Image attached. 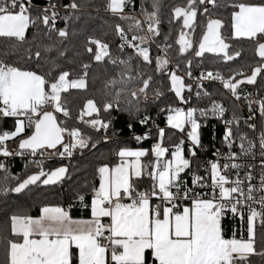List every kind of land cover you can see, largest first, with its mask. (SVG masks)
<instances>
[{
  "label": "snow or ice",
  "instance_id": "1",
  "mask_svg": "<svg viewBox=\"0 0 264 264\" xmlns=\"http://www.w3.org/2000/svg\"><path fill=\"white\" fill-rule=\"evenodd\" d=\"M131 0H107L105 10L121 19H132L133 25L129 31H144L145 35L133 34L128 38L125 30L117 24L115 32L120 38V52L131 48L136 57L149 65L155 64L156 70L164 74V69L170 63L164 57L150 56L148 44L159 32L160 0H148L152 11L145 10V20L139 21L124 14V8ZM220 7L218 0H185L183 5L176 4L172 8L173 20H182L183 27L195 32L198 13L207 15L208 7ZM231 35L225 37L222 29L225 24L221 19L208 18L206 31L194 48L193 41L186 39V33L181 32L177 43L181 54L189 49L194 50L196 57L205 53L221 55L225 61H232L240 52L230 53L229 39H247L255 45L259 64L250 75L239 72L236 76L225 79L219 73L215 75L208 71L202 74V80H219L223 88L229 90L239 99L238 89L244 83L256 84L257 77L264 73V0H240L231 3ZM80 5L77 0L58 6L54 0H49L46 7L39 9L35 15L32 0H0V40L11 42L8 48L0 51V118H13L14 130L0 132V156L30 155L61 158L71 157L74 150L95 148L92 142L79 128L61 126L55 113L71 118L68 100L62 96L70 89L86 90L90 65H82L83 73L69 79L71 72L63 70L53 74L57 67L55 61L46 59L54 49L39 42V25L47 32L56 31L63 38L68 35L65 29H56V21L60 18L61 8L69 11L77 10ZM71 17L65 15L67 22ZM146 24V29L143 25ZM30 27H37V34L32 41L27 40L26 33ZM151 34L149 36L148 34ZM95 46V47H93ZM109 44L96 38H89L86 51L93 55L96 62H105L114 66H123L119 79L113 77L107 81L106 87L111 99L99 107L94 100L86 102L85 110L79 120L95 131H107L112 121L100 117L103 111L109 115L113 111L138 113L139 99L146 98L151 88L153 77L145 75L142 69L133 68L132 56L121 59L112 56ZM33 48L36 50L33 51ZM63 56V51L58 53ZM15 57L16 59H12ZM31 63L35 67L25 68L20 62ZM190 63V62H189ZM51 65L45 71V65ZM170 90L182 103H187L183 95L186 86L184 78L174 71H168ZM187 75H190L188 73ZM139 82L138 91H132L131 85ZM127 108H121V98L125 96ZM157 97L163 95L156 91ZM201 93H197L200 96ZM51 108L52 110H48ZM167 128L185 131V125L190 124L188 139L193 145L190 151L195 156V148L201 146L198 129L201 125L194 118L197 109H168ZM200 116L206 117L208 112L201 109ZM226 111L219 103L213 102V116L223 117ZM264 117V100L259 102L257 109ZM95 114V115H93ZM92 117L85 120L84 117ZM255 111L248 120H252ZM150 118L145 116L141 124H147ZM223 141L229 149L227 155L217 150L216 159L208 162V176L193 175L192 185L188 187L181 179L183 173L191 167L190 159L183 155L181 144L175 145L170 159L165 156L169 148L163 145L166 129H158L157 142L151 149L132 150L119 148L116 156L119 163L115 166L103 164L98 167L99 187L93 189L90 203L91 219H73L69 211L62 207H43L38 217L13 214L10 221V234L0 232V264H251V256L264 257V245L258 242V235L264 240V131L258 137V145L242 132L239 119L234 115L231 120H225ZM129 129L132 124L129 123ZM247 127L256 130L255 124ZM30 135H24L28 130ZM65 134L70 142H65ZM19 138L17 152L10 151L6 142ZM149 138L148 134L133 137L137 142ZM108 140L107 136L103 137ZM236 140H239V152L232 151ZM260 152V174L258 183L253 175V165L242 163V159L254 158V148ZM152 155L153 160L143 158ZM39 171L26 178L10 177L7 166L0 162V171L5 175L0 181L15 179L14 187H8L0 182V195L9 193L20 194L38 182L43 185L55 184L66 177L68 166H60L46 172L38 163ZM243 173V174H242ZM148 177L150 188L140 190L139 181ZM43 178V179H42ZM210 178V183L208 182ZM195 188L210 189V198L205 193L195 192ZM83 202V197L79 198ZM188 201L190 206H180L179 201ZM127 201V202H125ZM87 206V205H86ZM245 209L247 212L245 213ZM238 218L247 225V238H237L233 231L232 238H225L222 220L228 214ZM107 218V220H105ZM243 230V223L241 225Z\"/></svg>",
  "mask_w": 264,
  "mask_h": 264
},
{
  "label": "trees",
  "instance_id": "2",
  "mask_svg": "<svg viewBox=\"0 0 264 264\" xmlns=\"http://www.w3.org/2000/svg\"><path fill=\"white\" fill-rule=\"evenodd\" d=\"M60 6L68 4L70 0H54ZM220 7L209 9L207 15L198 13L196 19L195 32H192V39L194 48L198 46V42L202 38L205 30L207 19H221L225 28L222 33L225 37L231 35V3L240 2V0H218ZM49 0H32L36 12L47 6ZM80 7L77 10L69 11L61 8L60 18L56 21V29H65L68 32L66 37H59L56 31L45 35L47 29L41 24L39 25L40 35L39 42L43 45H48L54 50L47 54L46 59L50 58L55 61L56 68L53 72L55 75L59 71L69 70L71 76L69 79H74L80 76L84 69L82 65H90L88 68L86 90L70 89L68 93L62 94L68 100V108L71 112V118L64 117L60 113H55L58 122L61 126L67 128H79L88 136L92 142L99 141L95 148L77 149L74 150L71 157L61 158L57 156H49L45 152L40 159L33 158L27 151L23 155H12L9 157L0 156V162L4 163L8 169L10 177L26 178L28 175L36 174L39 171L38 163L41 164L46 172L54 170L60 166H68V173L61 181L50 184L32 185L29 189L20 194L9 193L7 195H0V232L6 235L10 234V221L9 217L13 214L38 216L40 210L46 206H60L69 208L74 215H88V205L93 198V189L99 187V175L97 169L103 164L115 166L119 163L116 156V151L119 148L126 146L143 147L151 149L153 144L157 141L158 128L155 123L158 122L162 129H166V134L163 139V145L169 148V153L166 154L170 157L171 151L175 145H178L183 140V132L167 128V116L170 114L168 109L181 108L183 110L197 109L195 116L199 121L201 127V135L203 142L209 144H218L224 133L225 124L224 119L233 117L234 115L241 120H245V112L243 106L248 97L264 96V73L257 77L256 84L244 83L238 89L240 98L236 99L232 93L223 88L222 82L219 80H202V74L208 71L213 72L215 75L219 73L225 79L236 76L237 73L243 72L245 75H250L252 70L259 64L260 59L256 55L255 45L252 41L247 39H229L227 43L231 45L229 52H240V55L232 61H225L221 55L212 53H205L203 57H196L194 50L189 49L186 53L181 54L179 51L180 45L177 41L180 38V33L184 32L182 20L176 21L172 18V8L176 4L183 5L185 0H160L159 9V32L158 36H153L148 44L142 45L148 47L150 56L155 59L167 55L170 63L164 69V74L156 70L155 64H147L142 62L141 58L136 57L134 50L131 48L125 49L120 52L118 45L120 38L115 32V26L119 24L131 39L133 34L143 35L144 31H129V26L133 25L132 19H121L119 16L113 15L110 11L105 10L107 0H77ZM145 10L152 11L148 0H131V3L124 8V14H144ZM202 11V6H201ZM65 15L71 18L65 22L63 17ZM129 17V16H128ZM37 34V27H30L27 31V40L32 41L33 37ZM96 38L102 42L109 44V51L112 56H119L121 59H127L132 56L133 68L142 69L145 75L153 77L151 88L148 90L146 98L139 99L138 113L129 114L127 111H113L110 115L103 111L100 112V117L104 120H111L112 126L105 132L95 131L87 124L79 120L81 112L85 110L86 102L91 99L102 107L103 104L111 99L108 94L110 89L106 87L107 81L115 77L119 79V73L123 70V66H114L111 63L96 62L93 55L86 51L89 38ZM9 41L0 40V51L10 46ZM95 47V46H93ZM36 49L33 48V51ZM63 51L64 55L59 56L58 53ZM12 59H16L12 57ZM190 62V63H189ZM20 66L25 68L35 67L31 63L20 62ZM51 65H45V71ZM174 71L176 74H182L186 86H191V91L185 88L183 95L187 98V103H182L174 92L170 90V77L167 75L168 71ZM190 73V75H187ZM196 78L198 81H194ZM236 79H244V76H236ZM201 93L200 96H195L197 90ZM139 82H134L131 85L132 91H138ZM156 91H160L163 95L157 97ZM125 96L121 98V108L129 107L124 103ZM213 102L219 103L226 109L223 117L213 116L211 108ZM208 112L206 117L200 116L199 110ZM95 115V114H93ZM145 116L149 117L147 124H141ZM92 117L85 116V120H90ZM244 122V121H243ZM129 123L132 128L129 129ZM245 123V122H244ZM14 130L13 118H0V132ZM135 133L148 134L143 143H137L133 139ZM29 129L24 135H30ZM107 136L108 140L104 141L103 137ZM65 142H70V138L65 134ZM19 138L6 142L9 147L18 149ZM185 156L190 158L191 167L183 173V176L188 179L192 171L197 167L196 156L190 155V148L184 149ZM148 159L151 158L149 155ZM145 158L147 161L148 159ZM5 175L0 171V177ZM43 179V178H42ZM8 187H14L17 183L15 179H8L7 181H0ZM140 190L150 188L151 181L148 177H144L138 182ZM83 197V202L79 199ZM241 222L238 218L228 214L222 220L225 238H232L233 231H236V237L247 238V225ZM243 223V230L241 225ZM258 242L264 245V240H261L258 235ZM251 264H264V257L251 256Z\"/></svg>",
  "mask_w": 264,
  "mask_h": 264
},
{
  "label": "built area",
  "instance_id": "3",
  "mask_svg": "<svg viewBox=\"0 0 264 264\" xmlns=\"http://www.w3.org/2000/svg\"><path fill=\"white\" fill-rule=\"evenodd\" d=\"M203 7H208L209 9L211 7H213L211 4H207V5H204L202 6ZM121 43V41L119 42ZM194 81H198L196 78H194ZM200 88V86H198L197 90L195 91V96H197V93H198V89ZM261 100H264V96L263 97H256V96H250L248 97L247 101L245 102V105L243 106V109H244V116H245V120H241L239 119L240 123L239 125H234L233 128H234V131L236 130L237 127H239V129L242 131V132H245L248 134L249 138L253 140L254 143H257L258 145V137L260 135V133L262 131H264V117H262L259 113V111H257L258 107H259V102ZM255 111V116L252 120H248V117L249 115ZM233 117H230V118H226L224 119L225 120H231ZM223 121V123H224ZM245 123H244V122ZM225 124V123H224ZM248 124H255L256 125V130L253 131L252 129H249L247 127ZM156 127L158 129H162V126L156 122L155 123ZM191 130V127L188 126L185 128V131H183V140L181 142H183L182 144V148L183 150L188 147L190 148V150L193 149V145L191 144V141L188 139V136H187V132ZM225 130L226 128L224 129V133H225ZM224 133L221 137V141L218 143V144H209V143H206V142H203L202 140V135H201V130L199 132V135H200V140H201V146L199 147H196L195 148V152H196V160H197V167L195 168L194 171H192V173L189 175L188 179H187V186L188 187H193L192 185V178H193V175H200V176H205L207 177L208 176V173L206 171V169L208 168V162L209 161H212V160H216V159H221L219 156H215L214 153L217 152V150H219L220 153H223L225 155H227L229 149L225 146V143L223 141V136H224ZM136 135H145V134H142V133H135L134 136ZM145 140V139H144ZM144 140L140 141V142H137V143H143ZM181 142L179 144H181ZM239 143L240 141L239 140H236L234 145H233V148H232V151H235V152H239ZM154 145V144H153ZM253 151L255 152V157L254 158H246V159H242L240 162L242 163H251L253 165V168H252V171H253V175L256 176V181H254V183H258L259 181V174H260V160H261V157H260V152H259V149H258V146L257 148H254ZM32 156V155H31ZM33 158L35 159H40L41 155L37 154L36 156H32ZM224 161L221 159V163H223ZM243 174V173H242ZM208 182L210 183V178L208 180ZM195 192H203L205 193V198H210V189L208 188H195L194 189ZM179 204L181 207L185 206V205H189V202L188 201H184V200H181L179 201ZM247 212V209H245V213ZM230 214V213H229ZM105 220H107V218H105Z\"/></svg>",
  "mask_w": 264,
  "mask_h": 264
},
{
  "label": "rangeland",
  "instance_id": "4",
  "mask_svg": "<svg viewBox=\"0 0 264 264\" xmlns=\"http://www.w3.org/2000/svg\"><path fill=\"white\" fill-rule=\"evenodd\" d=\"M127 16H129V17H134L136 20H139V21H144L145 20V15L144 14H127ZM143 27L146 29V24L145 25H143ZM184 30H185V33H186V37H187V39H189V40H191L192 39V31L190 30V29H187V28H184ZM143 35H145V34H143ZM149 36H151V34L149 33L148 34ZM162 57H164V58H166L169 62H170V59H169V57L167 56V55H162ZM177 75H179L180 77H183V75L182 74H177ZM48 110H52L51 108H49ZM185 111H187V110H185ZM194 118L197 120V118H196V116H195V113H194ZM197 122L199 123V121L197 120ZM200 124V123H199ZM188 126H190V124H186L184 127L186 128V127H188ZM191 127V126H190ZM198 132H200V128L198 129ZM157 142V141H156ZM155 142V143H156ZM127 148H130V149H132V150H137V149H146V148H143V147H135V146H126ZM183 155H184V152H183ZM151 156V158H147V157H145V158H147L148 160H153L154 159V157L152 156V155H150ZM186 158H188L187 156H185ZM165 158L166 159H170L171 158V156L170 157H167V156H165ZM188 159H190V158H188ZM147 160V161H148Z\"/></svg>",
  "mask_w": 264,
  "mask_h": 264
},
{
  "label": "crops",
  "instance_id": "5",
  "mask_svg": "<svg viewBox=\"0 0 264 264\" xmlns=\"http://www.w3.org/2000/svg\"><path fill=\"white\" fill-rule=\"evenodd\" d=\"M27 34V33H26ZM10 151H12V152H16V148H13V147H9L7 144L5 145ZM183 152H184V156H185V151L183 150ZM144 160H145V158H143ZM146 161V160H145ZM181 179L184 181V182H186L187 183V179L183 176V174H182V176H181ZM92 200V199H91ZM125 202H127V201H125ZM90 203H91V201H90ZM90 203L87 205V207H88V215H84V214H82V215H74L73 213H72V210L71 209H69V208H64V207H62V208H64L65 210H67V211H69V213H70V215H71V217L73 218V219H91V213H90ZM188 206H190V204L188 205ZM48 207H56V206H48ZM60 207V206H59ZM40 215V214H39ZM38 215V216H39ZM38 216H34V217H38Z\"/></svg>",
  "mask_w": 264,
  "mask_h": 264
},
{
  "label": "flooded vegetation",
  "instance_id": "6",
  "mask_svg": "<svg viewBox=\"0 0 264 264\" xmlns=\"http://www.w3.org/2000/svg\"><path fill=\"white\" fill-rule=\"evenodd\" d=\"M207 23V22H206ZM204 31H206V24H205V30Z\"/></svg>",
  "mask_w": 264,
  "mask_h": 264
},
{
  "label": "water",
  "instance_id": "7",
  "mask_svg": "<svg viewBox=\"0 0 264 264\" xmlns=\"http://www.w3.org/2000/svg\"><path fill=\"white\" fill-rule=\"evenodd\" d=\"M187 39V37H185ZM259 58V57H258ZM260 59V58H259ZM43 185V184H42Z\"/></svg>",
  "mask_w": 264,
  "mask_h": 264
}]
</instances>
